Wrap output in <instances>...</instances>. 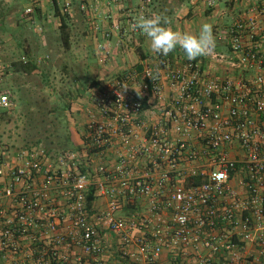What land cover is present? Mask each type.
<instances>
[{"label":"built area","instance_id":"obj_1","mask_svg":"<svg viewBox=\"0 0 264 264\" xmlns=\"http://www.w3.org/2000/svg\"><path fill=\"white\" fill-rule=\"evenodd\" d=\"M57 2L67 16L72 0ZM152 3L144 0L141 13L147 15ZM32 11L27 9L25 15ZM256 13L231 29L230 55L215 57L254 72L252 82L207 80L199 63L187 59L178 70L128 71L94 98L102 121L89 122L87 149L90 154L109 150L118 138L126 154L113 170L101 164L95 172H83L88 152L53 154L42 145L19 152L11 162L0 154V255L29 264L33 252L24 251L21 242L33 240V232H38L53 246L51 252L37 251L39 264H46L49 255L52 264H101L106 247L88 208V193L94 187L96 197L109 198L108 210L96 220L122 237V256L129 264H159L165 248L199 242L214 253L222 248L232 251L229 264H239L235 237L256 241L264 258V3ZM166 81L174 91L170 105ZM14 108L11 90H0V122ZM150 111L160 112V120L135 146L133 139ZM233 148L241 150L242 157L232 158ZM137 160L144 162L141 172L133 168ZM235 180L245 195L233 187ZM110 182L118 187H109ZM53 190L60 194V205ZM126 195L147 199L140 223L118 215L119 199ZM164 213L170 214L171 222ZM220 225L230 231H219ZM139 228L143 233L134 236ZM75 248L82 254L71 256ZM198 261L219 264L206 257ZM171 264H181L176 252Z\"/></svg>","mask_w":264,"mask_h":264},{"label":"crops","instance_id":"obj_2","mask_svg":"<svg viewBox=\"0 0 264 264\" xmlns=\"http://www.w3.org/2000/svg\"><path fill=\"white\" fill-rule=\"evenodd\" d=\"M143 3L144 0H72L70 13L62 18L60 5L58 2L55 4L54 0H0L1 34L11 31L13 43L16 39L20 40L15 43L17 52L18 49H24L28 59L37 65V69L30 74L12 70L11 74L17 81L14 85L26 86L23 81L25 77L41 73V63L44 61L45 64L47 60L45 56L39 60L36 57L42 50L44 53L51 54L50 56L55 58V63L61 64L58 69L60 68L62 74L66 73L69 82H72L75 89L79 90L76 100L71 101L73 116L70 117L68 124L73 139V150L83 154L88 152L86 143L89 137L88 124L93 119L102 121L93 100L105 92L115 78L128 71L142 70L144 67L153 69L166 67L169 70H178L187 61L179 47L167 56L154 54L150 50L148 39L130 29V24L141 14ZM263 3L264 0H153L148 7L147 15L160 13L170 20L168 26L181 32L198 33L203 23H211L216 38L215 52L211 56L195 60L199 63L204 77L211 81L223 82L232 79L248 84L254 80V72L236 69L231 63L221 62L215 57L230 55L231 29L240 22L254 18L257 15V8ZM29 8L33 11L26 16L25 12ZM59 12L61 15H58ZM261 19L264 26V16H261ZM164 88L167 103L170 105L174 98V91L167 81L164 83ZM134 93H138L136 88ZM160 117V112L150 111L145 114L144 128L139 129L133 139L135 146L143 143L146 129L157 124ZM192 142L198 144L196 138ZM30 147L1 154L11 162L19 152ZM125 152L122 142L116 138L111 149L88 153L89 156L84 159L82 168H85V171L95 172L97 166L102 164L113 170L119 158L126 154ZM242 155L243 152L238 148L230 149L232 158L242 157ZM132 165L136 172H141L145 167L142 160H137ZM155 177L157 178L158 174ZM7 181L8 179H5V182ZM108 186L118 187V184L110 182ZM233 187L241 195L246 194L237 180L233 182ZM52 195L59 205L63 203L60 194L56 191L53 190ZM119 200L121 210L118 215L126 219H136L140 223L147 209V199L126 195L121 196ZM10 205V202L5 204L7 207ZM108 205L109 198L98 194L91 212V218L98 224L106 247V252L99 261L101 264H126V259L121 252L124 247L122 237L110 232L96 220L97 216L108 210ZM164 215L167 222H171L170 214L164 213ZM219 231L229 232L230 228L220 225ZM142 233L139 228L133 234L138 236ZM33 235V240H22L21 245L24 251L33 252V258L29 264H39L37 251L45 249L51 252L53 246L47 237H40L38 232H33ZM234 242L239 245L236 251L241 258L239 264H262L259 260L263 261L264 258L261 257V247L256 241L242 242L240 238L235 237ZM175 252L179 254L181 264H200L198 261L200 257L215 260L219 264H229L233 254L226 248L214 253L199 242L184 248H165L159 264H171ZM80 254H82L80 248L70 252L71 256ZM18 262H20L18 258L14 260L11 256L0 255V264H19ZM52 263H54L52 256L49 255L46 264Z\"/></svg>","mask_w":264,"mask_h":264},{"label":"rangeland","instance_id":"obj_3","mask_svg":"<svg viewBox=\"0 0 264 264\" xmlns=\"http://www.w3.org/2000/svg\"><path fill=\"white\" fill-rule=\"evenodd\" d=\"M1 32L2 29L0 90H11L16 106L0 122V154L13 153L31 145H42L53 154L79 152L73 150V139L68 128L73 116L71 101L76 100L79 90L69 82L67 74H62L58 69L61 64L55 63V58L42 50L36 57L39 60L45 56L47 60V63H41V73L25 77L23 81L26 86H15L17 81L11 74L13 63L23 58L28 60L29 57L24 49L17 52L15 43L20 40L16 39L13 43L11 31Z\"/></svg>","mask_w":264,"mask_h":264},{"label":"clouds","instance_id":"obj_4","mask_svg":"<svg viewBox=\"0 0 264 264\" xmlns=\"http://www.w3.org/2000/svg\"><path fill=\"white\" fill-rule=\"evenodd\" d=\"M169 24L170 20L160 13L147 16L141 13L130 24V29L144 35L149 41L150 50L157 55L167 56L177 47L189 61L214 54L216 38L211 23H203L198 33L176 31Z\"/></svg>","mask_w":264,"mask_h":264},{"label":"trees","instance_id":"obj_5","mask_svg":"<svg viewBox=\"0 0 264 264\" xmlns=\"http://www.w3.org/2000/svg\"><path fill=\"white\" fill-rule=\"evenodd\" d=\"M54 2H55V4H57V0H54ZM57 10H58V7H57ZM58 15H61L60 12L58 13ZM64 17L65 16L62 15V18H64ZM13 67H14L15 70H17V72H21V73H24V74H30V73H32L33 71H35L37 69V65H35L29 59L26 60V61L22 60L20 62L13 63ZM6 115H8V114H6ZM88 142H89V138L86 139V143L87 144H88ZM87 151H88L89 154L91 153L90 150H87ZM49 152H51V151H49ZM82 171L84 172L85 168H82ZM195 183L196 184H200V180H197V182H195ZM95 194H96V189L93 187V188L90 189V191L88 193V208H89L90 212H92L93 209H94V204H95V201H96V198H97ZM125 262H126V264L130 263L127 258H126Z\"/></svg>","mask_w":264,"mask_h":264}]
</instances>
